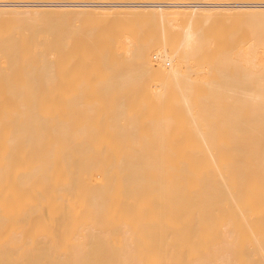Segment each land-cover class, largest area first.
<instances>
[{"label":"bare ground","instance_id":"bare-ground-1","mask_svg":"<svg viewBox=\"0 0 264 264\" xmlns=\"http://www.w3.org/2000/svg\"><path fill=\"white\" fill-rule=\"evenodd\" d=\"M0 264H264V0H0Z\"/></svg>","mask_w":264,"mask_h":264}]
</instances>
